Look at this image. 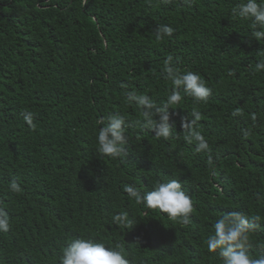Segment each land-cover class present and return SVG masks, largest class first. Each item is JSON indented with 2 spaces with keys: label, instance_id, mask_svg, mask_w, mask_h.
I'll list each match as a JSON object with an SVG mask.
<instances>
[{
  "label": "trees",
  "instance_id": "16d2710c",
  "mask_svg": "<svg viewBox=\"0 0 264 264\" xmlns=\"http://www.w3.org/2000/svg\"><path fill=\"white\" fill-rule=\"evenodd\" d=\"M242 2L0 0V206L10 223L0 233V264H59L77 236L121 246L129 264H222L205 241L229 211L261 217L248 251L264 255V71L255 67L264 41L251 38L250 21L232 17ZM157 24L173 35L157 40ZM169 56L212 94L195 104L181 92L165 140L139 126L127 94L162 103L172 89L163 75ZM193 109L209 145L199 152L180 126ZM109 113L127 122V153L117 159L97 153ZM171 179L192 199L187 225L123 190ZM13 180L20 192L9 191ZM122 212L131 226L114 222Z\"/></svg>",
  "mask_w": 264,
  "mask_h": 264
},
{
  "label": "clouds",
  "instance_id": "9594fccd",
  "mask_svg": "<svg viewBox=\"0 0 264 264\" xmlns=\"http://www.w3.org/2000/svg\"><path fill=\"white\" fill-rule=\"evenodd\" d=\"M231 15L233 18L250 21L251 38L259 42L264 41V0H244L232 8ZM153 31L156 39L162 40L171 37L175 29L167 24H157ZM255 67L258 71H264V60L257 62ZM231 74L229 72V75ZM163 75L171 82L172 89L162 103L158 104L149 95L137 93L135 90L127 94V99L140 109L142 119L137 121L139 126L150 129L157 138L167 140L173 134L175 127L170 109H176L173 106L182 101L181 92L192 98L195 104H200L208 100L212 89L196 72L180 71L171 56L165 60ZM238 111L233 112V115H237ZM200 118V113L195 109L188 116L180 118V126L186 133V140L189 143L195 142L197 152L207 150L209 147L201 133L194 128ZM23 119L31 128L36 127L33 113H23ZM100 122L103 126L99 128L96 136L97 153L101 157L121 158L127 153L126 118L119 113H109L102 117ZM123 190L129 199L135 200L136 204H142L149 209H158L172 221L184 225L190 222V214L194 210L193 202L179 180L157 182L151 190L143 192L131 184L125 185ZM9 191H21L17 181L10 182ZM113 219L120 227H129L134 223L123 212ZM260 219V216H253L250 220L239 211H229L217 218L213 225V234L205 241L207 251L218 253L222 264H264V255L254 258L248 251L250 230L255 226V221ZM9 228L8 211L0 206V233L8 232ZM59 264H129V260L124 249L119 245L112 247L102 240L77 236L61 248Z\"/></svg>",
  "mask_w": 264,
  "mask_h": 264
}]
</instances>
